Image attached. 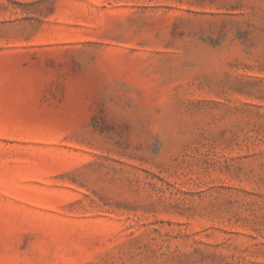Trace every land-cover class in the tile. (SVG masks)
Wrapping results in <instances>:
<instances>
[{
    "label": "rangeland",
    "instance_id": "obj_1",
    "mask_svg": "<svg viewBox=\"0 0 264 264\" xmlns=\"http://www.w3.org/2000/svg\"><path fill=\"white\" fill-rule=\"evenodd\" d=\"M0 264H264V0H0Z\"/></svg>",
    "mask_w": 264,
    "mask_h": 264
}]
</instances>
